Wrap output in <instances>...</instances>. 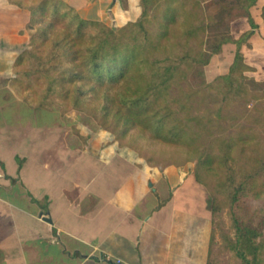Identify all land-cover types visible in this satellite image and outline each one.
I'll use <instances>...</instances> for the list:
<instances>
[{"label": "crops", "instance_id": "obj_1", "mask_svg": "<svg viewBox=\"0 0 264 264\" xmlns=\"http://www.w3.org/2000/svg\"><path fill=\"white\" fill-rule=\"evenodd\" d=\"M64 1L109 27L143 13L142 0ZM30 20L29 10L0 0V264L211 263L213 211L193 167L95 147L61 125L58 110L31 114L13 98ZM243 27L236 34L251 32L248 63L261 65L264 0H254Z\"/></svg>", "mask_w": 264, "mask_h": 264}, {"label": "trees", "instance_id": "obj_2", "mask_svg": "<svg viewBox=\"0 0 264 264\" xmlns=\"http://www.w3.org/2000/svg\"><path fill=\"white\" fill-rule=\"evenodd\" d=\"M8 1L31 12L29 44L15 60L11 81L22 102L45 115L55 104L62 106L63 117L77 110L107 129L113 127L119 139L137 134L195 146L197 181L210 189V176L219 171L211 190L212 210L216 214L225 204L231 207L237 230L232 249L242 264H261L264 222L245 220L241 211L247 198L264 196V137L258 133L259 127L264 131V106L261 118H253L259 127L252 135L227 139L222 123L248 119L250 104H264V93L251 91L245 83L246 72L253 68L245 62L240 43L251 32L239 40L223 37L216 42V54L223 44L239 46L228 75L199 89L184 87L197 65L210 62L205 34L234 9L248 10L254 0L221 4L224 14L217 21L213 14L205 17L206 0H142V16L122 27L85 19L64 0ZM210 94L214 106L199 114ZM236 106L247 109L239 115ZM217 132L223 136L213 138ZM235 149L246 156L244 164L232 154ZM219 194L227 196L222 203Z\"/></svg>", "mask_w": 264, "mask_h": 264}, {"label": "rangeland", "instance_id": "obj_3", "mask_svg": "<svg viewBox=\"0 0 264 264\" xmlns=\"http://www.w3.org/2000/svg\"><path fill=\"white\" fill-rule=\"evenodd\" d=\"M238 2L239 0H206L203 2L205 17L213 14V16L216 17V21L220 20L222 15L224 14V12L220 10V5L222 4L225 6H232L234 4H238ZM247 13L248 10L246 9L236 8L229 14L224 23L218 24L205 34L204 49L208 52L209 56H211L210 62L206 65H197L193 72L190 74L187 83L184 84V87H188L189 89H199L206 84L215 81L218 77L228 75L230 73L239 49L238 44H223L221 47V52L217 54L213 53V50L216 42H218V40L220 41L223 37H229L234 41L244 37V34H246L247 32L236 34V31L237 29H241V32L244 31L243 24L245 18L247 17ZM250 37L251 35L248 38L243 39L240 43L241 51L245 57V62L248 65V61L252 59L249 55V48L253 49V47L248 43ZM246 45H248V49H246ZM250 63H252V66H249H251L253 70H249L246 72L247 78L245 79V83L251 91L264 93V60H261V65L260 61H255V63L254 61H251ZM15 76L16 75L13 74V77ZM239 79H241V77H239ZM12 90L13 98L17 97V99L22 101V99L17 96L13 87ZM209 96L211 98H207L208 101L205 106L201 107L202 111L199 114H202L204 109L214 106L215 102L212 101V94H210ZM263 106L264 104L261 105L260 101H254L247 107L251 112L250 118H240L235 120L236 122L232 121V119L223 121L222 123L227 128L226 131H224V136L227 139H233L240 133H243L244 135H252L253 133H255L259 125L253 123V118H261L260 112L262 111L261 108ZM28 108L30 112L31 110H34L30 106H28ZM244 108L247 109L244 106H236L234 108V111L241 115L243 112H245ZM54 110H58L56 112H58V114L61 116L59 120L61 125L68 126L70 129H72L73 132L79 134L80 136H83L80 134L82 132L87 138L86 140L92 141L93 146L95 147H100L103 150L107 149L108 151L112 149H118L121 152L130 154L131 156L137 158L139 161L155 166L169 164L182 166L190 165L191 167H193L195 172L198 162V157L195 155V146L190 147L182 144L174 145L162 143L153 141L152 139H148L144 136H142L141 138L138 136V138L137 134L134 135V138L124 137L119 139L113 132V127L107 129L101 126L95 118L88 117L82 112L71 110L67 113V117H63L61 105L55 104L53 107V111ZM34 112L41 111L34 110ZM196 112L198 111L193 110V113ZM31 114L33 113L31 112ZM214 118L218 119L216 115L214 116ZM65 120L69 121L66 122ZM259 129L258 133L261 134L262 137H264V131H262V127H259ZM220 136L222 137L223 134L217 132L215 133L213 138H218ZM204 139H206V144L209 143L207 141V137H204ZM232 154L236 156L240 164H244L247 159L246 156L245 158H242L241 151H237L236 149L232 152ZM18 162L21 164L20 158L18 159ZM237 165L239 164H235V166ZM215 174L218 175L219 171L216 170ZM217 175L212 174V176H210V189L205 186L210 196L211 207L213 205V196L211 194V190H214L216 188L215 186L218 181V178L216 177ZM19 189L20 187L16 190ZM218 198H220V203H222L224 199L227 198V196L226 194H219ZM245 201L246 207L241 211V215L244 216V219H250V221L254 219L255 222H264V220L262 219L264 218V196H261L260 198L250 197ZM231 210V207L225 204L218 213H213L214 243L213 250L211 252L212 264H242V259L237 256L236 252L232 249L231 246V242L235 241L237 235V230L234 226V215ZM262 261L263 262H261V264H264V254Z\"/></svg>", "mask_w": 264, "mask_h": 264}, {"label": "water", "instance_id": "obj_4", "mask_svg": "<svg viewBox=\"0 0 264 264\" xmlns=\"http://www.w3.org/2000/svg\"><path fill=\"white\" fill-rule=\"evenodd\" d=\"M46 219H47V218H46ZM48 221L52 222V220H51V219H49V218H48Z\"/></svg>", "mask_w": 264, "mask_h": 264}]
</instances>
